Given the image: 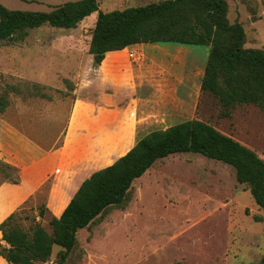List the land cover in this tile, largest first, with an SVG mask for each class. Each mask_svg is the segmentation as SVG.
Wrapping results in <instances>:
<instances>
[{
	"label": "rangeland",
	"instance_id": "374dc122",
	"mask_svg": "<svg viewBox=\"0 0 264 264\" xmlns=\"http://www.w3.org/2000/svg\"><path fill=\"white\" fill-rule=\"evenodd\" d=\"M67 1L73 0L0 3L11 9L50 11ZM156 1L98 0L105 12ZM227 1L230 21H239L245 28V47L264 49V0ZM96 15L91 14L73 28L46 24L30 29L24 40L0 41V95L6 92L9 100L0 114V133L5 123L42 146L55 148L61 144L64 119L53 117L49 129L42 130V119L35 113L66 114L70 110L75 87L64 81L63 71L74 58L89 64L86 58ZM156 44L179 57L176 61L174 54L163 55L165 64L180 66L189 85L200 83L209 45L159 42L148 46ZM38 64L42 67L36 72L34 66ZM52 72L58 76L48 84L33 80L34 75L41 81L50 80ZM179 105L167 104L165 110L170 116L165 117L166 122L157 117L159 121H153L150 130L200 118L231 134L264 159V111L258 106L239 104L231 110V116H225L219 99L208 92L201 95L197 114L193 103L183 104L182 109ZM1 160L0 184L12 178L6 177V172L12 170L4 172ZM48 189L49 182L28 201L22 214L33 217L37 207L45 204ZM50 219L46 213L42 223L52 232ZM30 222L21 220L24 227ZM77 239L64 264H258L264 253V211L247 184L237 181L232 166L199 153H176L158 160L134 182L124 208H111L100 221L80 229ZM61 248L55 245L42 264H57ZM0 264H6L1 256Z\"/></svg>",
	"mask_w": 264,
	"mask_h": 264
},
{
	"label": "trees",
	"instance_id": "16d2710c",
	"mask_svg": "<svg viewBox=\"0 0 264 264\" xmlns=\"http://www.w3.org/2000/svg\"><path fill=\"white\" fill-rule=\"evenodd\" d=\"M94 12L89 53L95 67L108 51L137 43L209 45L202 92L219 99L225 116H231L239 104H254L264 111V49L245 47V28L239 21H230L227 0H160L108 12L99 8L98 0L67 1L50 11L11 9L0 3V41L24 40L30 29L46 24L73 28ZM8 105L6 92L2 93L0 114ZM185 152L232 166L237 181L247 184L264 211V159L210 122L191 119L143 135L113 164L93 172L61 216L50 219L52 232L42 223L45 204L37 207L33 217L22 214L28 202L23 204L0 223V256L9 264H42L59 245L57 264H64L77 245L80 229L100 221L111 208H124L134 182L158 160ZM1 161L4 172L12 170L13 175L6 172V177H12L9 181L18 183L19 168ZM23 218L31 221L27 227L21 224ZM258 264H264V253Z\"/></svg>",
	"mask_w": 264,
	"mask_h": 264
},
{
	"label": "crops",
	"instance_id": "0c3cea01",
	"mask_svg": "<svg viewBox=\"0 0 264 264\" xmlns=\"http://www.w3.org/2000/svg\"><path fill=\"white\" fill-rule=\"evenodd\" d=\"M177 51L180 53L182 48ZM173 54L158 44L137 43L108 51L97 67L93 66L89 52L86 58L89 64L72 59L63 71L64 81L75 87L68 113H35L42 119V130L49 129L53 117L64 119L58 147L42 146L18 128H8L4 123L0 157L19 168V182L5 180L0 184V223L35 198L47 182L46 213L50 218L60 217L86 178L125 155L142 132L144 135L151 132L153 121L166 122L165 117L171 114L165 110L167 104H180L182 109L183 104L193 103L197 114L204 93L201 89L204 74L195 87L189 85L180 66L163 62V55ZM174 59L179 61L177 54ZM41 65L34 66L36 72ZM55 75L52 72L51 79L47 77L45 81L37 79V75L32 77L44 85L53 81ZM169 126L166 124L162 129Z\"/></svg>",
	"mask_w": 264,
	"mask_h": 264
},
{
	"label": "built area",
	"instance_id": "2783aa9c",
	"mask_svg": "<svg viewBox=\"0 0 264 264\" xmlns=\"http://www.w3.org/2000/svg\"><path fill=\"white\" fill-rule=\"evenodd\" d=\"M133 56V54H131Z\"/></svg>",
	"mask_w": 264,
	"mask_h": 264
}]
</instances>
